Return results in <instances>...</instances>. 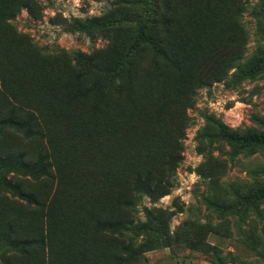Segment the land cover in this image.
Returning <instances> with one entry per match:
<instances>
[{
  "label": "rangeland",
  "instance_id": "1",
  "mask_svg": "<svg viewBox=\"0 0 264 264\" xmlns=\"http://www.w3.org/2000/svg\"><path fill=\"white\" fill-rule=\"evenodd\" d=\"M22 2L29 4L13 18L0 17V96L38 102L46 126L38 135L0 129V154L23 152L31 163L54 155L59 164H90L112 153L123 166V181L137 168L165 180L169 166L177 165L170 190L146 194L139 204L138 254L125 252L131 259L123 264H264V196L258 194L264 144L225 136L264 135V0ZM158 31L169 42L168 61L152 54L164 46L153 39ZM127 55L131 65L118 82L122 94L106 96L114 67ZM79 69L89 83L99 78L101 88L82 100L107 101L100 122L91 124L82 104L60 108L61 83ZM84 124L95 127L92 152L75 149ZM135 125L145 131L143 152ZM10 170L2 168L0 176ZM13 192L0 186V264H46L48 244L24 241L44 233L42 214L21 212L22 199ZM106 202L110 208L102 214L126 215L112 197ZM100 237L90 240L92 254L73 247L74 257L82 264L114 263L123 238Z\"/></svg>",
  "mask_w": 264,
  "mask_h": 264
},
{
  "label": "trees",
  "instance_id": "2",
  "mask_svg": "<svg viewBox=\"0 0 264 264\" xmlns=\"http://www.w3.org/2000/svg\"><path fill=\"white\" fill-rule=\"evenodd\" d=\"M3 1L0 0V17L5 21L10 17L13 18L15 11L29 4L21 0L22 3L19 5L17 3L3 5ZM154 7L158 6L155 4ZM153 39H158L160 42L164 40V46L156 48L152 53L155 58L170 60L169 42L165 41L159 31ZM131 57V55L123 56L117 62L106 96L122 94L121 83L118 82L121 80V72L131 65ZM99 86V78L89 83L82 69L73 71L61 83L63 95L60 99V108L66 110L82 104L86 119L91 124L100 122L108 107L107 101L98 100L92 96L86 103L82 100L84 96L100 89ZM2 91L5 92V84H0V92ZM2 101L9 104L5 109ZM44 115L42 106L38 102L20 100L17 96H0V129L16 127L31 134L39 130L38 135L46 126L43 120ZM134 128L138 129L136 131L139 133L138 140L135 141L136 145L143 152L145 131L140 125H135ZM80 129V135L76 137L75 149H89L91 152L96 150L98 138L95 135V127L84 124L80 126ZM225 136L229 141L238 144H264L263 134L241 136L225 132ZM99 151L98 155H101V150ZM24 155L23 152L0 154V175L2 168L11 169V172L5 174L6 176H0V186L10 188L14 191V196L17 195L22 199L19 201L21 212L42 214V219L46 223L44 233L36 239L28 235L24 241L27 245L48 244L49 250L44 258L46 264H82L74 257L72 248L84 249L87 254H92L94 251H92L90 240L102 239L100 236L123 238V251L112 256L115 259L114 263L94 259L85 264H123V261L131 259V256L134 258L138 254L135 233L141 225L135 224L139 204L142 203L146 194H166L174 185L177 166H169V173L165 180L162 179L161 173L154 174L149 169L137 168L131 172L127 181H123L125 176L119 175L123 172V166L112 153L109 159L100 158L93 160L90 164H81L74 159L70 163L59 164L54 155L46 156L37 163H31ZM47 158H50L54 164L45 162L44 159ZM106 161L108 164L105 166ZM37 164H41L39 169ZM67 165L69 171H66ZM258 194L264 196V187ZM107 197H112L126 215L102 214L104 209L110 208L109 202H106ZM13 227V224L9 225L10 229ZM128 245L131 246L124 249ZM125 252L131 256L125 257ZM96 255H91V258ZM30 264L42 263L36 260Z\"/></svg>",
  "mask_w": 264,
  "mask_h": 264
}]
</instances>
